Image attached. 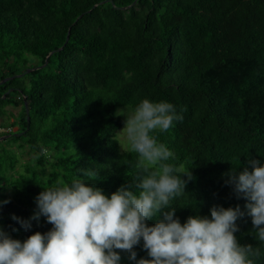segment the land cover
<instances>
[{
  "label": "trees",
  "instance_id": "trees-1",
  "mask_svg": "<svg viewBox=\"0 0 264 264\" xmlns=\"http://www.w3.org/2000/svg\"><path fill=\"white\" fill-rule=\"evenodd\" d=\"M8 77L0 129H19L0 137L31 156L21 161L0 142V202L10 200L0 204V226L14 239L53 227L44 217L30 229L13 219L34 215L43 187L94 169L88 183L111 195L143 174L138 154L121 149L115 113L145 98L183 116L154 133L174 153L168 163L191 173L170 202L181 223L213 206L246 210L227 181L232 170H251L249 158L264 163V0H0V82ZM237 224L238 241L259 248L255 264H264L252 218ZM142 243L137 259H151ZM122 262L134 264L127 253Z\"/></svg>",
  "mask_w": 264,
  "mask_h": 264
},
{
  "label": "clouds",
  "instance_id": "clouds-1",
  "mask_svg": "<svg viewBox=\"0 0 264 264\" xmlns=\"http://www.w3.org/2000/svg\"><path fill=\"white\" fill-rule=\"evenodd\" d=\"M115 115L126 117L121 133L138 154L143 174L111 195L88 183L99 176L94 169L84 170L86 180L43 187L34 215L13 219L30 229L32 220L44 217L53 227L21 241L0 226V264H123L122 253L134 264H255L260 249L238 241L237 221L250 216L255 239L264 242V163L249 158L251 170L245 166L228 174L227 182L247 199L246 210L213 206L210 216L197 214L181 223L170 202L185 192L183 177L191 179V173L168 163L174 153L154 133L168 131L182 114L169 101L145 98ZM153 219L158 222L150 226ZM141 242L151 259H137Z\"/></svg>",
  "mask_w": 264,
  "mask_h": 264
},
{
  "label": "rangeland",
  "instance_id": "rangeland-1",
  "mask_svg": "<svg viewBox=\"0 0 264 264\" xmlns=\"http://www.w3.org/2000/svg\"><path fill=\"white\" fill-rule=\"evenodd\" d=\"M14 97H15V95H14ZM129 107L133 108L131 106H129ZM20 108H21L20 106H8L9 111L12 112L15 115L19 114ZM121 109L127 111V106L120 107L118 110H121ZM122 117H123V120H124V124H123L122 128L120 130H118V137L120 139L121 149L122 150H127V149L130 148V145H129L128 141L126 140L125 134L121 133L123 131V129L126 127V124H125L126 117L125 116H122ZM7 118H9V119H7ZM14 119H15L14 117H6L3 120V122H13ZM9 128H12V130H14V131H17L19 129L18 126H13V127H9ZM7 131L8 130L6 128L0 129V132H7ZM0 142H1V145L3 144V146L7 147L8 149L9 148H13V150H15L16 153H18V155L20 154L21 161L30 160L31 156L26 155V154L22 155V153L19 152V149H17V145H9L10 142H12V139H10V137L7 138L6 140H2ZM12 144H14V143L12 142ZM11 152H12V156H13L14 152L13 151H11Z\"/></svg>",
  "mask_w": 264,
  "mask_h": 264
},
{
  "label": "water",
  "instance_id": "water-1",
  "mask_svg": "<svg viewBox=\"0 0 264 264\" xmlns=\"http://www.w3.org/2000/svg\"><path fill=\"white\" fill-rule=\"evenodd\" d=\"M112 2H113V1H112ZM135 3H136V1H135L133 4H135ZM80 17H82V15H81ZM80 17H79V18H80ZM68 40H69V37H67V41H68ZM58 50H59V49H58ZM53 52H54V51H53ZM53 52H51L50 55H51ZM48 57H49V56H48ZM41 67H43V66H37V67H35V68H30V69L27 70V72L33 71V70H35V69H39V68H41ZM20 75H22V74H19V76H20ZM11 78H13V77H8V78L4 79L2 82H0V84L3 83V82L8 81V80L11 79ZM8 92H10V91H8ZM26 106H27V113H29V109H28V104H27V102H26ZM6 138H8V136H2V137H0V141L4 140V139H6Z\"/></svg>",
  "mask_w": 264,
  "mask_h": 264
},
{
  "label": "built area",
  "instance_id": "built-area-1",
  "mask_svg": "<svg viewBox=\"0 0 264 264\" xmlns=\"http://www.w3.org/2000/svg\"><path fill=\"white\" fill-rule=\"evenodd\" d=\"M3 129H4V128H3ZM7 130H8V131H11V130H12V128H7Z\"/></svg>",
  "mask_w": 264,
  "mask_h": 264
}]
</instances>
